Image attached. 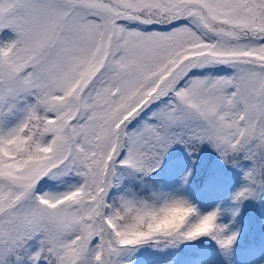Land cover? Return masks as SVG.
<instances>
[{
  "label": "snow or ice",
  "instance_id": "6c2138e0",
  "mask_svg": "<svg viewBox=\"0 0 264 264\" xmlns=\"http://www.w3.org/2000/svg\"><path fill=\"white\" fill-rule=\"evenodd\" d=\"M204 143L250 162L232 198H258L264 0H0V264H127L199 237L227 252L237 233L201 231L217 213L182 198L190 171L162 168Z\"/></svg>",
  "mask_w": 264,
  "mask_h": 264
},
{
  "label": "trees",
  "instance_id": "16d2710c",
  "mask_svg": "<svg viewBox=\"0 0 264 264\" xmlns=\"http://www.w3.org/2000/svg\"><path fill=\"white\" fill-rule=\"evenodd\" d=\"M249 164L242 161L237 167L225 163L207 143L194 152L174 146L162 165L165 175L183 184L180 178L190 171L185 194L205 210L219 206L223 210L220 221L237 233L236 240L227 252L210 237L166 247L146 244L125 256L127 264H221L224 258L238 264H264V191L258 198H232L244 183L241 169Z\"/></svg>",
  "mask_w": 264,
  "mask_h": 264
},
{
  "label": "clouds",
  "instance_id": "9594fccd",
  "mask_svg": "<svg viewBox=\"0 0 264 264\" xmlns=\"http://www.w3.org/2000/svg\"><path fill=\"white\" fill-rule=\"evenodd\" d=\"M182 198L188 200L189 203L194 208H196V209L200 208L199 204L192 201V199L189 196L184 195ZM207 211L208 212L214 211L217 213V216H216V219L214 221L210 220V221L205 222L204 224L200 225L201 231H207V230H209L210 227H212L213 225H216V224H223L220 221V217L223 215V210L219 206L211 208ZM188 214H189L188 209L185 207L173 208L171 210H168L167 212L161 213L159 215V217L157 218V220L152 221V228L153 229H159V230H171L173 227H175V225L177 223H179L181 218L185 217ZM143 227H144L145 231L148 230L147 222L145 223V225ZM234 242L235 241H233V243ZM233 243H232V245H233Z\"/></svg>",
  "mask_w": 264,
  "mask_h": 264
},
{
  "label": "rangeland",
  "instance_id": "374dc122",
  "mask_svg": "<svg viewBox=\"0 0 264 264\" xmlns=\"http://www.w3.org/2000/svg\"><path fill=\"white\" fill-rule=\"evenodd\" d=\"M222 264H231V263H228L227 260H224Z\"/></svg>",
  "mask_w": 264,
  "mask_h": 264
}]
</instances>
